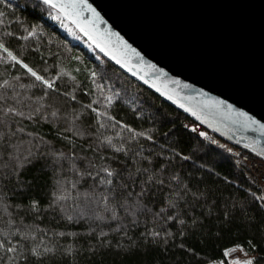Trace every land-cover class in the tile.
<instances>
[{"label":"trees","instance_id":"16d2710c","mask_svg":"<svg viewBox=\"0 0 264 264\" xmlns=\"http://www.w3.org/2000/svg\"><path fill=\"white\" fill-rule=\"evenodd\" d=\"M53 10L0 0V107L23 113L0 112V240L17 249L0 264H234V248L264 264L259 188Z\"/></svg>","mask_w":264,"mask_h":264},{"label":"water","instance_id":"95a60500","mask_svg":"<svg viewBox=\"0 0 264 264\" xmlns=\"http://www.w3.org/2000/svg\"><path fill=\"white\" fill-rule=\"evenodd\" d=\"M120 67L264 159V0H52Z\"/></svg>","mask_w":264,"mask_h":264},{"label":"built area","instance_id":"2783aa9c","mask_svg":"<svg viewBox=\"0 0 264 264\" xmlns=\"http://www.w3.org/2000/svg\"><path fill=\"white\" fill-rule=\"evenodd\" d=\"M187 126L196 134L201 135L206 142L215 145L225 152L231 158L234 165L244 172L245 177L259 188L261 196H264V159L250 154L240 146L209 130L196 120L188 122ZM232 250L228 251L230 257L242 255L239 250Z\"/></svg>","mask_w":264,"mask_h":264},{"label":"snow or ice","instance_id":"6c2138e0","mask_svg":"<svg viewBox=\"0 0 264 264\" xmlns=\"http://www.w3.org/2000/svg\"><path fill=\"white\" fill-rule=\"evenodd\" d=\"M44 2L46 4H50L52 7L54 8H59L61 11H66L69 8H75L76 4L75 3H71V4H57V3H53L52 0H44ZM0 15H2V13H0ZM0 47H3V45H0ZM5 51H7V49H5ZM8 55L11 57V59L13 61H15L16 63H20V61L17 60V58L15 56H13L11 53H8ZM23 67H25L27 69V71L33 76L35 77L36 80L41 81L42 83H44L48 88H52L53 87V83L49 82L48 80H45L42 76L38 75L35 71H33L31 68H28V66L25 64L23 65ZM7 82H5L6 84ZM0 112H2L4 114V116L8 115V114H13V115H23V113L17 112L16 109L9 107L7 108V110L5 111V109L3 107H0ZM4 123V118L3 116H0V125H2ZM22 131V129L20 130ZM11 135H15V133H11ZM143 135V134H140ZM5 139V134L3 132H0V141H4ZM149 139H151L149 137ZM108 143H111V141L109 140ZM12 147L15 149V145H12ZM122 149H117V151H121ZM11 155V154H10ZM15 159H19V157H15ZM185 159H187V157H185ZM21 165H17V167H20ZM103 172H105L107 174L108 177H112L114 175L113 171L110 170L109 168H103L102 169ZM89 175H91V173H89ZM175 179V178H174ZM101 183H105V181L102 179ZM107 184H111L112 181L109 179L106 181ZM159 183H163V181H159ZM141 195H143V190L140 193ZM257 199L260 200H264V196H260L257 197ZM104 200L107 201L108 200V195H104ZM155 235H159V233H156ZM0 249H4L7 253H15L17 251V249L13 246H5V242L3 240H0ZM45 251H51L50 249H45ZM232 251H235V249H233ZM32 253L33 255H41V253H39V250L37 248L32 249ZM228 253H226L227 255ZM10 259H16V257H10ZM234 264H239L238 261L234 262ZM244 264H253V260L248 259L244 262Z\"/></svg>","mask_w":264,"mask_h":264},{"label":"rangeland","instance_id":"374dc122","mask_svg":"<svg viewBox=\"0 0 264 264\" xmlns=\"http://www.w3.org/2000/svg\"><path fill=\"white\" fill-rule=\"evenodd\" d=\"M50 18L58 25V27L60 28L61 31L66 33L69 37H71L72 39L77 41L79 44L86 47L89 51L93 52L92 46L86 40H83L79 34H77V30L60 13L53 10ZM233 259L235 260V262L238 261L239 263H244L246 260H248V256L245 254H242L240 256L233 257ZM213 264H215V263H213ZM216 264H218V263H216Z\"/></svg>","mask_w":264,"mask_h":264}]
</instances>
